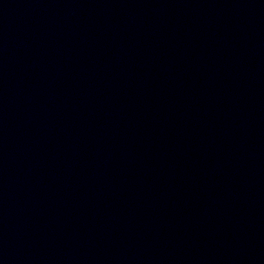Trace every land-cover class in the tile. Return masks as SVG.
Here are the masks:
<instances>
[{
	"label": "water",
	"instance_id": "obj_1",
	"mask_svg": "<svg viewBox=\"0 0 264 264\" xmlns=\"http://www.w3.org/2000/svg\"><path fill=\"white\" fill-rule=\"evenodd\" d=\"M0 264H264V0H0Z\"/></svg>",
	"mask_w": 264,
	"mask_h": 264
}]
</instances>
